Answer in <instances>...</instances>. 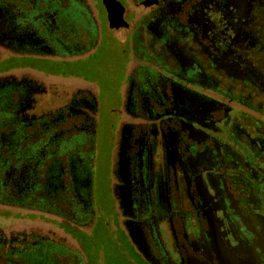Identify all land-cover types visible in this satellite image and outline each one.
<instances>
[{"label": "flooded vegetation", "instance_id": "flooded-vegetation-1", "mask_svg": "<svg viewBox=\"0 0 264 264\" xmlns=\"http://www.w3.org/2000/svg\"><path fill=\"white\" fill-rule=\"evenodd\" d=\"M18 55L103 57L0 74V264H264V0H0Z\"/></svg>", "mask_w": 264, "mask_h": 264}, {"label": "rangeland", "instance_id": "rangeland-1", "mask_svg": "<svg viewBox=\"0 0 264 264\" xmlns=\"http://www.w3.org/2000/svg\"><path fill=\"white\" fill-rule=\"evenodd\" d=\"M103 56H93L87 62H78L73 66H68L61 59H53L49 57H40L36 55H18L14 57H8L5 59H0V74L5 71L15 68L29 67L34 70L41 71L43 73L50 74H67L68 71H73L77 74V76L81 75H89L92 74V70L96 64H98L99 60ZM104 175V170L101 167L99 182L101 189L104 188V180L102 179Z\"/></svg>", "mask_w": 264, "mask_h": 264}]
</instances>
